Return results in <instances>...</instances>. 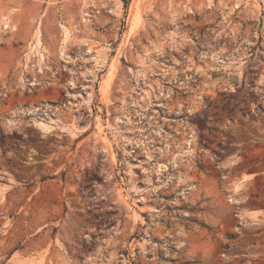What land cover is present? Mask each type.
Wrapping results in <instances>:
<instances>
[{
	"label": "rangeland",
	"instance_id": "1",
	"mask_svg": "<svg viewBox=\"0 0 264 264\" xmlns=\"http://www.w3.org/2000/svg\"><path fill=\"white\" fill-rule=\"evenodd\" d=\"M0 264H264V0H0Z\"/></svg>",
	"mask_w": 264,
	"mask_h": 264
},
{
	"label": "bare ground",
	"instance_id": "2",
	"mask_svg": "<svg viewBox=\"0 0 264 264\" xmlns=\"http://www.w3.org/2000/svg\"><path fill=\"white\" fill-rule=\"evenodd\" d=\"M84 16H86V17H90V15L89 14H83ZM4 16V15H3ZM2 20H1V23H2V26H6V24H8L9 22H8V18L7 17H3V18H1ZM87 19V18H86ZM84 20V21H87V20ZM89 21V20H88ZM131 22V21H130ZM136 26V22H135V20L133 19L132 20V22H131V24H130V26H129V31H127V33H131L135 28ZM39 27V26H38ZM62 28L61 29H63L64 30V32H66L67 31V28L65 27V26H61ZM38 31V30H37ZM67 32H69V31H67ZM36 34V33H35ZM67 33H65L64 35H66ZM35 45H36V43H35ZM38 45V44H37ZM33 47H31V49H32ZM34 50V49H33ZM219 55L218 54H211V55H209V57L210 58H219L218 57ZM109 73H110V71H109ZM111 75V74H110ZM42 126H43V124H41ZM45 126V125H44ZM74 127V126H73ZM44 128V127H43ZM46 128V127H45ZM74 129V128H73ZM98 132H99V134H102L103 133V129H102V127L101 126H99L98 127ZM235 186L237 187L238 186V183H236L235 184Z\"/></svg>",
	"mask_w": 264,
	"mask_h": 264
}]
</instances>
